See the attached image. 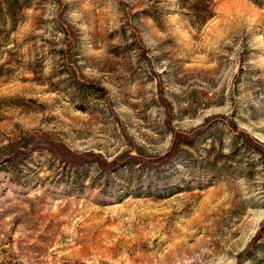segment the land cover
<instances>
[{"label": "rangeland", "instance_id": "1", "mask_svg": "<svg viewBox=\"0 0 264 264\" xmlns=\"http://www.w3.org/2000/svg\"><path fill=\"white\" fill-rule=\"evenodd\" d=\"M0 264H264V0H0Z\"/></svg>", "mask_w": 264, "mask_h": 264}, {"label": "trees", "instance_id": "2", "mask_svg": "<svg viewBox=\"0 0 264 264\" xmlns=\"http://www.w3.org/2000/svg\"><path fill=\"white\" fill-rule=\"evenodd\" d=\"M169 128H170V126H169ZM183 142H184V137L180 134H175L173 148L171 149V151L160 158L159 164L157 162H154L153 165H155V166L164 165V164L169 163L171 160H173L178 154V149L180 147V144H182ZM247 143H249V142H247ZM259 151L263 152L262 150H259ZM104 165H105V168L107 170L113 169V166H114V165L111 166L107 162H104Z\"/></svg>", "mask_w": 264, "mask_h": 264}]
</instances>
